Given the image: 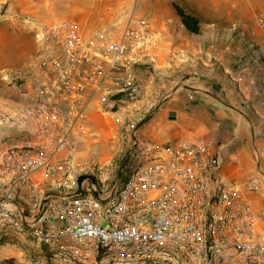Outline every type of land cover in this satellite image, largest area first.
Wrapping results in <instances>:
<instances>
[{"label":"built area","instance_id":"2783aa9c","mask_svg":"<svg viewBox=\"0 0 264 264\" xmlns=\"http://www.w3.org/2000/svg\"><path fill=\"white\" fill-rule=\"evenodd\" d=\"M29 22L37 61L10 79L23 99L0 108V124L30 137L0 154V229L44 247L35 264H264V212L218 175L207 145L134 143L130 160H143L118 173L77 157L92 106L132 128L145 120L134 70L156 62L152 23L132 16L85 35L73 20Z\"/></svg>","mask_w":264,"mask_h":264},{"label":"crops","instance_id":"0c3cea01","mask_svg":"<svg viewBox=\"0 0 264 264\" xmlns=\"http://www.w3.org/2000/svg\"><path fill=\"white\" fill-rule=\"evenodd\" d=\"M220 1L200 0L190 4L192 10L181 5L199 19L198 36L210 34L222 40L214 62L203 48L194 52L196 46L188 40L192 34L177 15H158L150 20L160 34V49L152 66L134 70L144 89V97L135 108L146 118L133 133V145L144 141L207 145L220 160L218 175L238 184L240 195L253 211L264 212V31L242 29L258 11H264V0ZM2 4L6 9L0 14V40L10 44L0 55L10 57L0 61L12 68L20 59L18 55L32 53L34 47L37 50L29 22L32 19L53 23L70 17L85 35L129 19L121 12L125 0H73L75 9L69 16L60 9L62 0H0ZM82 5L87 6L86 11L76 9ZM196 53H202L201 61L196 60ZM5 91L0 108L14 110L23 97L14 87ZM97 113L92 106L89 115ZM29 137L0 124V154ZM263 232L264 222H260L258 236ZM2 237L0 234V240ZM43 255L39 247L37 254L0 252V262L13 259L16 264H35Z\"/></svg>","mask_w":264,"mask_h":264},{"label":"rangeland","instance_id":"374dc122","mask_svg":"<svg viewBox=\"0 0 264 264\" xmlns=\"http://www.w3.org/2000/svg\"><path fill=\"white\" fill-rule=\"evenodd\" d=\"M72 1L73 0H62V7L60 9L63 11L65 16H69L71 14V10L75 9L73 8ZM114 1L119 3V0ZM199 1L200 0H125V4L121 12L128 16V18L133 16L150 21L158 15L169 14L171 17H175L176 12L173 8L174 4L180 7L181 5H184L188 10H192L190 4H197ZM201 1L212 2V0ZM5 9V4L0 5V14L4 13ZM76 9L86 11L87 6L82 5L76 7ZM262 15H264V11H258L253 18L249 20V23L244 26L242 25L244 32L246 30L256 33L264 31L258 23V18ZM69 19L70 17L66 18V20ZM118 24L122 25L124 22H120ZM206 28L211 29L212 27L208 26ZM188 40L193 43V46H196V51L194 52H198L200 48H203L206 52V57L211 62L216 60L214 53L216 52L217 44L222 41L221 39H216L215 35L208 34L206 37L188 35ZM9 44V40H0V53L1 49L3 47L6 48ZM198 44H200V47ZM256 46L261 48V45L256 44ZM23 54L18 55L20 59L12 64L13 68L0 61V96L6 94L5 89L13 86L14 80L10 82L11 78L23 76L24 73L30 69V66L36 63V47H34L32 53L25 52V54ZM197 54L199 55L196 60L201 61L199 56L202 55V53H196V55ZM9 57V55L1 54L0 60L7 59ZM11 57L13 58L15 56ZM5 75H8L9 77H5ZM19 83L20 82H18L17 85ZM138 126L139 124L134 125V128L129 127L128 120L123 113H117L115 115L99 113L94 114V116L89 115L88 123L86 124L85 129L80 131L77 136L73 137L77 144V157L79 159L94 158L102 164H110L111 169H113L116 173L119 172L122 163L129 161V167L140 163L143 160L142 157L139 156L136 157V159L133 158L130 160L129 155L133 145V131ZM0 234L3 236L0 240V252H3L4 254H15L19 252H23L25 254L26 252L27 254H37L38 247L43 250V253L45 251L44 247L38 245L35 240L27 234L1 229ZM35 256L37 257V255ZM5 260H12V263H15L13 259Z\"/></svg>","mask_w":264,"mask_h":264},{"label":"trees","instance_id":"16d2710c","mask_svg":"<svg viewBox=\"0 0 264 264\" xmlns=\"http://www.w3.org/2000/svg\"><path fill=\"white\" fill-rule=\"evenodd\" d=\"M173 8L176 12V15L182 20V25L184 29L192 35L199 34L200 31L199 19L195 15L186 12L183 8H181L176 4L173 5ZM125 164L126 163H122V166L120 167L119 170L123 169ZM12 262H13L12 260H3L0 262V264H9Z\"/></svg>","mask_w":264,"mask_h":264}]
</instances>
